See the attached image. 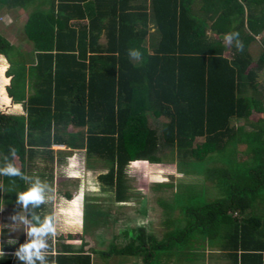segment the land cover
<instances>
[{
    "label": "trees",
    "instance_id": "obj_1",
    "mask_svg": "<svg viewBox=\"0 0 264 264\" xmlns=\"http://www.w3.org/2000/svg\"><path fill=\"white\" fill-rule=\"evenodd\" d=\"M15 11L29 48L0 33V169L52 187L99 163L98 183L124 203L130 166H157L169 148L176 169L201 182L154 186L174 189L157 198L160 237L140 226L101 255L172 264L177 252L216 248L232 264H264V0H0V13ZM232 32L242 48L224 40ZM30 183L0 173V207L19 209ZM51 204L33 212L50 216ZM59 239L70 245L75 233L57 227L49 264H91L84 250L52 255ZM4 251L0 264H19Z\"/></svg>",
    "mask_w": 264,
    "mask_h": 264
},
{
    "label": "rangeland",
    "instance_id": "obj_2",
    "mask_svg": "<svg viewBox=\"0 0 264 264\" xmlns=\"http://www.w3.org/2000/svg\"><path fill=\"white\" fill-rule=\"evenodd\" d=\"M24 19L25 13L21 11L0 13V33L10 42V44H13V46H19L21 52L23 53L28 51L29 48L28 45H26V39L23 33H21V25L23 24ZM159 122L161 123V120H150L152 125H159ZM52 148L54 150L65 149L64 147L60 148L55 146ZM169 150V148H166L159 152L158 156L161 158V163L157 166L146 165L143 162L131 165L128 171V177L130 178V184L133 189L132 193L134 194L135 204L130 206H117L113 211L112 207L108 205V202H103L101 205L104 208L101 215L97 214L95 211H93V215L92 212L87 215V218L89 219L87 222H85L86 227L84 228V233L87 234V232H89V234H91V231H94V229L98 227L100 221L101 223H104L105 218H107L105 217L107 214L106 210H108L110 213L113 211L112 214L114 215L115 219H117V221L116 223L108 222V226L104 231H102L103 237L105 239L104 241L107 242L106 248L104 249H109L107 247L111 243L108 241L110 236L116 235L118 232L121 234L123 230L130 231L140 226L145 227L147 232H153L159 238L164 228L161 224V220H163V210L158 205L157 198L161 197L165 200H168L171 197L174 189L172 187H164L165 189L154 190V186L159 183L168 184L170 182H174V184L177 182L184 183L187 181H192L193 183L201 182L199 181L200 178L197 175L179 172L175 165L177 159L175 155H173V158L171 159ZM77 161H80V159ZM35 162H37L36 166L40 167L41 169L44 167L39 159H35ZM93 165L95 166L96 171L86 170L85 174L81 176L82 179L76 178V180L73 181H67V179H65V182H67V185L65 186H78L79 181L80 183L83 181V186H86L88 190H92V192H98V187H96L98 186L97 175L100 172L102 166L99 163H93ZM83 167L84 164H77L78 170H80L82 173H84ZM35 174L36 173L32 174L33 178L37 177ZM169 176H171L173 180H171ZM53 181H57V183L59 182L57 177L54 178ZM45 183L49 184L48 181ZM54 183L55 182L52 183V186H54ZM209 187L212 189L208 191L209 196H219L220 193L216 189L214 190L212 186ZM1 214V217L5 219L8 218V220H11V217L14 215L9 214L8 210L1 212ZM80 233H82V231H80ZM16 234L18 235V233L15 231V227L11 228L9 235L15 237ZM78 234L79 233L76 235L78 236ZM92 239L87 236L85 238V241L88 242L89 249L97 248L96 241L98 239ZM115 241L117 243L121 242L119 239H116ZM101 249H103V247H101ZM95 251V254H92V264H126L127 261H130V264H141L140 259H129L124 255L117 254L103 256L100 253L102 251L99 252L98 249H95ZM190 253L191 252H181L180 254L177 252L178 261L176 263L173 261L172 264H205L203 261L204 259L202 262L194 261L195 259L193 260V256L191 257V255H189Z\"/></svg>",
    "mask_w": 264,
    "mask_h": 264
},
{
    "label": "crops",
    "instance_id": "obj_3",
    "mask_svg": "<svg viewBox=\"0 0 264 264\" xmlns=\"http://www.w3.org/2000/svg\"><path fill=\"white\" fill-rule=\"evenodd\" d=\"M16 12V11H15ZM22 29V28H21ZM22 33V31H21ZM55 147H62L63 146H55ZM84 169V173H82L81 175L77 176L78 179H82L81 176H83L85 174V171H96V168H90V169H86L85 165L83 167ZM85 180V179H84ZM58 183L57 181H54V186H52V188L55 190V193L57 194V198H59L58 196H60L61 198L53 202H51V208H50V215H56L59 220L61 221V225L58 226L60 227V229L65 233V232H71V233H75V241L72 242L70 245L67 244V242H65L62 239L53 240V249H52V255H56L58 253L61 254H66V255H76L78 254L80 251H85L87 253H90L91 255V264H92V254H95V249H98V251H105L106 249V241H104V237H103V232L106 227L108 226L107 223H116L117 219H115L114 215L112 214L114 209L118 206H130V205H134L135 201H134V194L132 193L133 189H131V193H132V197L130 198V200L128 202H124V203H116L114 201V193L112 191L109 190H105L103 188V186H101L98 183V192L97 191H93L92 190H88L86 186H83V181L82 183H80L79 181V185L78 186H65L67 185V182H65V179L63 180H59L58 179ZM67 181H73V180H68ZM71 183V182H70ZM58 185V186H57ZM132 188V187H131ZM65 194H69L70 198H62V196H64ZM110 194V195H108ZM103 202H108V205L112 207L113 211H111V213L106 210L107 214L105 217V222L104 223H100L98 224V227L96 229H94V231L92 230L91 234H89V232H87V234H85L83 227L85 228V222H87L85 219L87 218L85 211L87 212V210L90 212H92L93 215V211H97L98 214H100L99 210H102L104 207H102V203ZM96 203V204H95ZM9 212V214H16L19 209L11 210L9 208H3L2 211H0V242H3L6 247L8 249H12L14 251L15 247H18L19 243H23L25 241V234L22 231V226L19 224H15L12 225L13 221L12 220H8L1 217V212L4 211ZM103 213V212H102ZM101 213V214H102ZM21 215H23V212H20ZM100 214V215H101ZM91 215V216H92ZM11 222L10 225H8L4 230L1 229V222ZM15 227V231L18 233V235L16 234L15 237H12L11 235H9V231L11 228ZM80 231L83 232V241H78V237H77V233H79ZM126 230H123L121 232V234L123 232H125ZM129 232V231H126ZM95 235V237H94ZM120 232H118L116 235H112L110 236L109 240L110 242L113 241V239H115L116 236H119ZM54 237V235H52ZM89 237V238H97L98 242L96 241L97 244V248H88V242L85 241V238ZM9 238H15L18 240V244L17 245H7L6 241ZM54 239V238H53ZM93 240V239H92ZM116 242V241H114ZM117 243V242H116ZM118 244V243H117ZM105 246V247H104ZM101 247H103V249H101ZM12 251V252H13ZM92 252V253H91ZM94 252V253H93ZM195 259V260H194ZM204 259V260H203ZM194 261L197 262H202V260L204 261L205 264H232L228 258L221 253V251H218L216 248L215 249H209L206 250L204 252V254H202L201 256L198 257H193ZM178 260L174 261L175 263ZM173 263V262H172ZM126 264H130V261H127Z\"/></svg>",
    "mask_w": 264,
    "mask_h": 264
},
{
    "label": "clouds",
    "instance_id": "obj_4",
    "mask_svg": "<svg viewBox=\"0 0 264 264\" xmlns=\"http://www.w3.org/2000/svg\"><path fill=\"white\" fill-rule=\"evenodd\" d=\"M239 33L232 32L225 34L224 40L231 44L233 40L237 41V47L242 48L239 42ZM129 56L134 59H139L141 53L138 50H130ZM0 173L9 176H22L23 179H31L29 186L16 193V204L19 205V211L11 217L12 225L19 224L22 226V231L26 238L23 243L18 244L15 238L7 239V245H17L14 248L12 256L16 258L19 264H49L48 262V239L54 235L61 221L56 215L41 217L33 212V209L39 208L41 205L49 204L57 200L55 190L47 183L42 182L38 177L29 178L23 176L19 169L15 167H6L0 169ZM4 208L0 207V211ZM20 212L24 214L21 215ZM0 261L5 257V244L0 242Z\"/></svg>",
    "mask_w": 264,
    "mask_h": 264
}]
</instances>
